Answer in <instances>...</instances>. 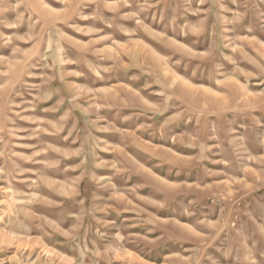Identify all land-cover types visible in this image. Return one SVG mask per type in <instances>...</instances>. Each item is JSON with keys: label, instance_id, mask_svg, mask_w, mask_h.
Returning a JSON list of instances; mask_svg holds the SVG:
<instances>
[{"label": "rangeland", "instance_id": "374dc122", "mask_svg": "<svg viewBox=\"0 0 264 264\" xmlns=\"http://www.w3.org/2000/svg\"><path fill=\"white\" fill-rule=\"evenodd\" d=\"M0 264H264V0H0Z\"/></svg>", "mask_w": 264, "mask_h": 264}]
</instances>
